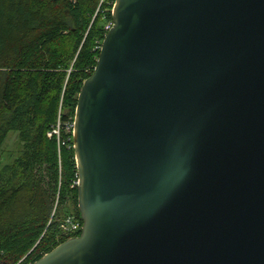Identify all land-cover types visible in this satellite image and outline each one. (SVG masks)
I'll list each match as a JSON object with an SVG mask.
<instances>
[{
	"label": "water",
	"instance_id": "95a60500",
	"mask_svg": "<svg viewBox=\"0 0 264 264\" xmlns=\"http://www.w3.org/2000/svg\"><path fill=\"white\" fill-rule=\"evenodd\" d=\"M77 96L81 232L32 264H264V0H115Z\"/></svg>",
	"mask_w": 264,
	"mask_h": 264
},
{
	"label": "trees",
	"instance_id": "16d2710c",
	"mask_svg": "<svg viewBox=\"0 0 264 264\" xmlns=\"http://www.w3.org/2000/svg\"><path fill=\"white\" fill-rule=\"evenodd\" d=\"M114 1L0 0V149L9 132L21 146L0 167V264H32L81 232L67 235L59 227L67 214L82 223L66 128ZM58 121L59 142L48 136Z\"/></svg>",
	"mask_w": 264,
	"mask_h": 264
},
{
	"label": "built area",
	"instance_id": "2783aa9c",
	"mask_svg": "<svg viewBox=\"0 0 264 264\" xmlns=\"http://www.w3.org/2000/svg\"><path fill=\"white\" fill-rule=\"evenodd\" d=\"M110 26H108V28H110ZM72 130H73V122L70 124L69 127L66 128V131L71 132V134H72ZM52 134H55L57 141L59 142L60 141L59 121L56 123L53 129L48 132V136H51ZM75 184H77V180L75 181ZM59 227L62 229L64 234L70 235L81 230L82 223L74 215L67 214L59 221Z\"/></svg>",
	"mask_w": 264,
	"mask_h": 264
},
{
	"label": "rangeland",
	"instance_id": "374dc122",
	"mask_svg": "<svg viewBox=\"0 0 264 264\" xmlns=\"http://www.w3.org/2000/svg\"><path fill=\"white\" fill-rule=\"evenodd\" d=\"M20 148L21 146L17 133L9 132L0 149V167L6 163H10L14 158H16L20 153ZM54 209H56L55 206L52 209V213L53 211H58V209Z\"/></svg>",
	"mask_w": 264,
	"mask_h": 264
}]
</instances>
